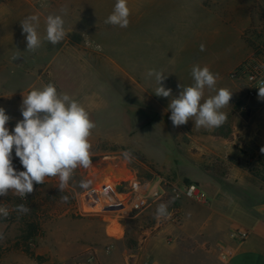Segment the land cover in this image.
<instances>
[{"label":"rangeland","instance_id":"1","mask_svg":"<svg viewBox=\"0 0 264 264\" xmlns=\"http://www.w3.org/2000/svg\"><path fill=\"white\" fill-rule=\"evenodd\" d=\"M115 2L0 0V107L6 111L18 88L38 77L34 86L54 84L78 100L96 124L89 138L92 165L77 168L64 191L57 188L58 177L45 178L25 198L6 201L9 216L0 217V233H5L0 257L10 247L29 251L38 246L34 235L100 233L99 223L120 220L114 214H76L75 202L87 190L81 181H89V188H116L131 177L140 182L160 177L177 186H198L208 170L227 177L233 165L243 166V117L264 124V100L249 99L243 109V86L232 77L243 62L264 57V0H127L126 28L105 23ZM29 15L39 16L41 37L46 17L61 15L65 38L55 45L44 41L41 54L26 51L20 22ZM243 18L248 21L244 30ZM243 42L247 48L254 45L244 60ZM47 54L54 55L50 63ZM193 65L207 66L218 75L216 88L233 92L223 109L227 121L219 128H195L192 120L177 127L170 120L168 104L180 85L193 83ZM149 69L167 76L163 84L172 97L154 94L157 84L147 77ZM213 94L205 89V98ZM126 151L131 160L124 158ZM261 155L259 163H264ZM19 204L30 211L18 213Z\"/></svg>","mask_w":264,"mask_h":264},{"label":"crops","instance_id":"2","mask_svg":"<svg viewBox=\"0 0 264 264\" xmlns=\"http://www.w3.org/2000/svg\"><path fill=\"white\" fill-rule=\"evenodd\" d=\"M247 25L243 18V30ZM248 50L243 42V60ZM44 51L39 49L38 54ZM47 57L50 63L54 55ZM37 79L27 87L20 86L15 103L5 106L10 131L23 119V95L32 88H42L34 86ZM247 104L243 98V109ZM262 149L264 124L254 116L243 117V166L233 165L227 177L211 175L208 170L196 185L205 201L173 199L167 194L142 212L115 223H99L100 233L34 235L38 246L29 251L21 246L10 247L8 252L4 250L0 264H264V163H259ZM12 157L15 169L23 171L14 149ZM0 198L6 202L19 196L9 192ZM161 203L168 206L166 217L156 214ZM177 216L178 222L174 220ZM3 229L0 223V232ZM238 230L247 232L244 240L235 236ZM0 240L5 241V233H0ZM220 251L227 257L222 259Z\"/></svg>","mask_w":264,"mask_h":264},{"label":"clouds","instance_id":"3","mask_svg":"<svg viewBox=\"0 0 264 264\" xmlns=\"http://www.w3.org/2000/svg\"><path fill=\"white\" fill-rule=\"evenodd\" d=\"M130 14L127 0H116L105 23L126 28ZM20 24L28 52H35L44 41L58 44L66 35L65 21L61 15L46 17L43 37L39 32V16L29 15ZM200 50H205L203 44ZM18 58L17 55L12 57ZM147 77L154 78L157 84L154 92L156 96L172 97V90L163 84L167 76L162 71L149 69ZM191 77L193 83L189 86L180 85L181 91L168 104L173 126L185 125L189 120L194 121L195 128L212 130L223 126L227 121L223 109L230 105L233 92L227 88L217 89L218 75L207 66L193 65ZM256 88L258 98L264 100V80H260ZM205 89L214 90L215 94L205 98ZM20 111L23 119L10 131L6 127L10 117L0 107V197L13 192L25 198L33 193L34 184H43L45 178L58 177L57 188L64 191L77 168L87 169L92 165L89 138L96 127L95 122L78 100L67 93H60L52 83L42 88H32L27 95H23ZM13 149L23 171L13 166ZM123 156L126 160L132 159L128 151ZM89 184V181H81L80 187L88 189ZM63 199L67 201L68 197L64 196ZM15 210L21 214L30 211L23 204L17 205ZM156 214L158 217L169 215L167 204L161 203ZM8 216V208L0 206V217Z\"/></svg>","mask_w":264,"mask_h":264},{"label":"built area","instance_id":"4","mask_svg":"<svg viewBox=\"0 0 264 264\" xmlns=\"http://www.w3.org/2000/svg\"><path fill=\"white\" fill-rule=\"evenodd\" d=\"M232 77L243 86L241 97L246 100L258 98V88L256 87L260 80H264V57L255 56L249 61L243 62L233 72ZM20 167L23 166L20 164ZM105 188H108L106 193H104ZM167 194L173 199L187 197L196 201H205L204 195L200 193L195 184L176 186L160 177L147 182H140L131 177L116 188L103 184L97 188L85 190L76 200L74 211L80 216L114 214L119 218H124L142 212ZM0 206L8 208L6 202L1 198ZM174 220L178 222V216L174 217ZM235 236L244 240L247 237V232L238 230L235 232ZM219 256L224 259L227 254L220 251Z\"/></svg>","mask_w":264,"mask_h":264},{"label":"trees","instance_id":"5","mask_svg":"<svg viewBox=\"0 0 264 264\" xmlns=\"http://www.w3.org/2000/svg\"><path fill=\"white\" fill-rule=\"evenodd\" d=\"M254 45L253 44H249V48H252ZM257 54H259V53H257Z\"/></svg>","mask_w":264,"mask_h":264},{"label":"water","instance_id":"6","mask_svg":"<svg viewBox=\"0 0 264 264\" xmlns=\"http://www.w3.org/2000/svg\"><path fill=\"white\" fill-rule=\"evenodd\" d=\"M108 191V188H105V191H104V193H106Z\"/></svg>","mask_w":264,"mask_h":264}]
</instances>
